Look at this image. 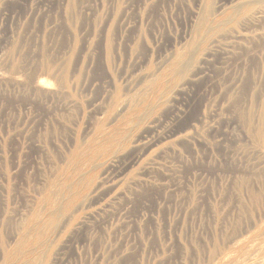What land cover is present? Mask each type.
<instances>
[{
	"label": "rangeland",
	"instance_id": "obj_1",
	"mask_svg": "<svg viewBox=\"0 0 264 264\" xmlns=\"http://www.w3.org/2000/svg\"><path fill=\"white\" fill-rule=\"evenodd\" d=\"M239 1L0 0V264H264V13Z\"/></svg>",
	"mask_w": 264,
	"mask_h": 264
},
{
	"label": "bare ground",
	"instance_id": "obj_2",
	"mask_svg": "<svg viewBox=\"0 0 264 264\" xmlns=\"http://www.w3.org/2000/svg\"><path fill=\"white\" fill-rule=\"evenodd\" d=\"M259 6H261V8H259ZM256 7H258L259 9H260V11L259 12H261L260 14L262 15V12L264 13V0H241V1H239V3L235 6V7H233V10H232V13H231V15H230V17L231 18H237V17H239V16H241V14L242 13H244V11H250V10H253L254 8H256ZM246 9V10H245ZM200 10V9H199ZM258 10V9H257ZM213 11V10H212ZM258 12V11H257ZM203 13V12H202ZM253 13V12H252ZM256 14V13H255ZM260 14H258V15H260ZM249 15V14H248ZM251 15V14H250ZM253 15H254V13H253ZM206 16V15H205ZM204 16V17H205ZM246 16V15H245ZM210 17H211V15H210ZM210 17H207V18H204V20L203 21H201V23L199 24V29L201 30V26H202V28H203V30L205 29L207 32H216V31H219V30H221L222 29V27H223V25H225L226 23H228L227 21H223V22H220V23H217V24H215L214 23V21H212L211 19H210ZM252 17V16H251ZM250 17V18H251ZM259 17V16H258ZM242 19V18H241ZM252 19V18H251ZM240 20V19H239ZM245 20V19H244ZM243 20V21H244ZM251 21V20H250ZM228 25V24H227ZM226 25V26H227ZM248 25V24H247ZM229 26V25H228ZM225 28V27H224ZM198 29V30H199ZM202 31V30H201ZM226 31V30H225ZM237 33V32H236ZM202 35V34H201ZM236 36V35H235ZM244 36V35H243ZM246 38V37H245ZM214 39H216V38H214ZM233 39V38H232ZM217 40V39H216ZM194 42V41H193ZM217 41H214V43L215 44H217L216 43ZM184 45V44H183ZM197 46V45H196ZM193 47V49L191 48L189 51H187V52H183L182 54L184 55V57H185V59L184 60H178L174 65H173V74H175V76H177L178 77V79H179V84H178V86L176 87V92L178 93V92H180V91H183L184 90V88L186 87V85H189V84H187L188 82H189V80L191 79V77H192V73H193V71L195 70V69H197V67H194L193 66V60H194V58H195V55H196V53H197V47ZM204 50H206V49H204ZM200 52V51H199ZM181 54V55H182ZM203 55V54H202ZM198 56V55H197ZM199 67V66H198ZM151 76V75H150ZM146 81V80H145ZM161 87V86H160ZM159 88V87H158ZM129 89V88H128ZM160 89V88H159ZM158 91V90H157ZM175 92V93H176ZM142 93V92H141ZM129 94V93H128ZM139 94H140V92H139ZM170 95H172V94H170ZM160 96V95H159ZM239 97V96H238ZM160 98V97H159ZM165 99V98H164ZM237 99V98H236ZM241 99V98H240ZM148 100V99H147ZM146 100V101H147ZM238 100V99H237ZM152 101V100H151ZM236 101V100H235ZM234 101V103H236ZM239 101H241V100H239ZM133 102H134V100L132 101V100H125V101H123L122 103H121V111H124V110H127V109H129L130 107H131V105L133 104ZM145 103V102H144ZM239 104V103H238ZM237 105V104H236ZM240 106V105H239ZM133 107V106H132ZM141 109V108H140ZM158 112V111H157ZM120 113V112H119ZM135 113V112H134ZM121 114V113H120ZM119 114V115H120ZM150 114H151V112H150V110L149 109H145V111L143 112V115L142 116H140V118H139V120H144V119H146V118H148L149 116H150ZM114 117H116V116H114ZM118 117V116H117ZM153 117V116H152ZM152 117H151V119H152ZM250 118V117H249ZM118 119V118H117ZM133 119V118H132ZM244 119V118H243ZM115 121V120H114ZM130 121V120H129ZM137 121V120H136ZM159 121V120H158ZM150 122H151V120H150ZM136 124V123H135ZM151 124V123H150ZM250 124V123H249ZM130 125V124H129ZM127 126V125H126ZM107 127V126H106ZM128 127V126H127ZM135 127V126H134ZM263 128L261 129L262 130V135H264V125L262 126ZM256 132H258V130L256 131ZM254 134V133H253ZM127 136V135H126ZM261 138V137H260ZM263 139H264V136L262 137ZM256 139H258V138H256ZM261 140V139H260ZM252 156V155H251ZM258 157V156H257ZM256 157V158H257ZM234 161V160H233ZM240 166V165H239ZM250 167V166H249ZM258 167V166H257ZM226 169V168H225ZM259 172V171H258ZM254 174H256V173H254ZM253 173L252 174H250V175H243L242 177H239L238 176V178L236 179L237 180V182L238 183H240L241 185H244V186H246V185H250L252 182H253V178H254V176H252V175H254ZM259 174V173H258ZM214 175V174H213ZM264 175V174H263ZM222 176V175H221ZM224 176V175H223ZM214 177V176H213ZM225 177V176H224ZM236 177H237V175H236ZM235 177V178H236ZM264 177V176H263ZM223 178V177H222ZM259 178H261V177H259ZM262 179V178H261ZM51 180V179H50ZM65 180V179H64ZM256 180V179H255ZM255 180H254V182H255ZM69 181V180H68ZM220 181V180H219ZM258 181V180H257ZM253 182V183H254ZM260 182V181H259ZM71 183V182H70ZM73 183V182H72ZM261 183H263L262 182V180H261ZM234 184V183H233ZM255 184H257V182L255 183ZM264 184V183H263ZM72 185V184H71ZM225 185V184H224ZM236 186H238L237 184H236ZM254 186H256V185H254ZM96 187V186H95ZM94 187V188H95ZM257 187V186H256ZM234 189L233 190H235V187H233ZM237 188V187H236ZM261 191H263V190H261ZM261 191H257V190H254L253 188H250L249 187V194H250V196H251V200H252V202H258L261 198H262V195H263V193L261 192ZM223 192V191H222ZM235 193V192H234ZM239 193V192H238ZM226 195V194H225ZM230 195H232L231 193H230ZM234 195V194H233ZM235 195H236V193H235ZM200 196V195H199ZM236 196H238V197H240L238 194L236 195ZM222 197V196H221ZM263 197H264V195H263ZM234 198V197H233ZM248 198V197H247ZM250 198V197H249ZM192 199V198H191ZM228 199V198H227ZM232 200V199H231ZM244 200V199H243ZM200 201V200H199ZM210 201V200H209ZM240 201H241V199H240ZM249 201V200H248ZM242 202H240V204H241ZM219 207V206H218ZM200 208V207H199ZM202 208V207H201ZM195 211V210H194ZM40 213V212H39ZM199 214V213H198ZM43 216V215H42ZM71 218H73V216H71L70 217V221H71ZM27 219H28V217H27ZM65 221V220H64ZM68 221H69V219H68ZM61 222V221H60ZM59 222V223H60ZM69 223V222H68ZM46 224V223H45ZM48 224V223H47ZM67 224V223H66ZM66 226V225H65ZM23 227V226H22ZM59 227V226H58ZM61 227V226H60ZM59 227V228H60ZM231 227H232V225H231ZM59 228H58V232H59ZM64 229V228H63ZM63 229H61V230H63ZM73 229V228H72ZM24 231V230H23ZM71 232V231H70ZM19 234V233H18ZM20 235V234H19ZM59 235V234H58ZM18 236V235H17ZM28 239V238H27ZM247 240H249V241H251L252 242V239L251 238H246ZM247 240H245V242L244 243H246V241ZM47 242V241H46ZM238 244L239 243H243V241H238L237 242ZM244 243H243V245H244ZM36 244V243H35ZM33 245V244H32ZM252 245V244H251ZM227 246V245H226ZM32 247V246H31ZM53 247V246H52ZM237 247V246H236ZM47 248V247H46ZM234 248H235V246H234ZM22 249V248H21ZM33 249H34V247H33ZM49 249V248H48ZM51 249V248H50ZM53 250V249H52ZM51 250V251H52ZM50 251V252H51ZM261 252V251H260ZM58 254V253H57ZM255 255V254H254ZM263 255V254H262ZM48 256H50V255H48ZM255 256H257V255H255ZM46 257V256H45ZM250 257V256H249ZM42 258V257H41ZM255 258V257H254ZM253 258V259H254ZM50 259V258H49ZM256 259V258H255ZM46 261V260H45ZM55 261V260H54ZM248 262V261H247ZM242 263V262H241ZM42 264H44V261H42Z\"/></svg>",
	"mask_w": 264,
	"mask_h": 264
}]
</instances>
